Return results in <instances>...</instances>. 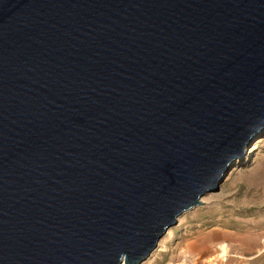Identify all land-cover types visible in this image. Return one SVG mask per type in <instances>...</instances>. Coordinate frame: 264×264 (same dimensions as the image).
<instances>
[{"label": "water", "instance_id": "95a60500", "mask_svg": "<svg viewBox=\"0 0 264 264\" xmlns=\"http://www.w3.org/2000/svg\"><path fill=\"white\" fill-rule=\"evenodd\" d=\"M264 137V0H0V264H141Z\"/></svg>", "mask_w": 264, "mask_h": 264}, {"label": "rangeland", "instance_id": "374dc122", "mask_svg": "<svg viewBox=\"0 0 264 264\" xmlns=\"http://www.w3.org/2000/svg\"><path fill=\"white\" fill-rule=\"evenodd\" d=\"M252 155L180 216L175 244L161 238L141 264H264V137Z\"/></svg>", "mask_w": 264, "mask_h": 264}, {"label": "bare ground", "instance_id": "6f19581e", "mask_svg": "<svg viewBox=\"0 0 264 264\" xmlns=\"http://www.w3.org/2000/svg\"><path fill=\"white\" fill-rule=\"evenodd\" d=\"M180 221H181V220H180ZM180 221H179V222H180ZM223 250H225V249H223Z\"/></svg>", "mask_w": 264, "mask_h": 264}]
</instances>
